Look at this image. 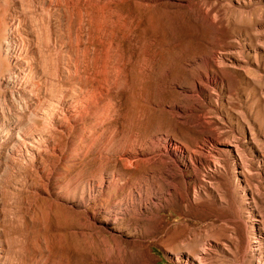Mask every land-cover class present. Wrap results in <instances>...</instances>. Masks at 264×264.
Here are the masks:
<instances>
[{"label": "rangeland", "instance_id": "374dc122", "mask_svg": "<svg viewBox=\"0 0 264 264\" xmlns=\"http://www.w3.org/2000/svg\"><path fill=\"white\" fill-rule=\"evenodd\" d=\"M45 1L0 0V264H264V0ZM76 84L92 107L31 162L2 123Z\"/></svg>", "mask_w": 264, "mask_h": 264}, {"label": "bare ground", "instance_id": "6f19581e", "mask_svg": "<svg viewBox=\"0 0 264 264\" xmlns=\"http://www.w3.org/2000/svg\"><path fill=\"white\" fill-rule=\"evenodd\" d=\"M40 1V0H39ZM54 1V0H53ZM56 1V0H55ZM58 1V0H57ZM64 1V0H63ZM62 1V2H63ZM95 1H97V0H95ZM100 1H102V0H100ZM66 2V1H65ZM68 3L70 2V0L69 1H67ZM72 2V1H71ZM85 2V1H84ZM93 2V1H92ZM99 2V1H98ZM110 2V1H109ZM124 2V1H123ZM55 3V2H54ZM53 3V4H54ZM111 3V2H110ZM109 3V4H110ZM118 3V2H117ZM116 3V4H117ZM120 3V2H119ZM125 3V2H124ZM52 2H50V1H45V2H43V5L44 6H47V8L48 7H51L52 5ZM63 4V3H62ZM72 4V3H71ZM92 4V3H91ZM95 4V3H94ZM109 4H108V6H109ZM42 5V4H41ZM77 5H78V3H77ZM96 5V4H95ZM98 5V4H97ZM120 5V4H119ZM67 6V5H66ZM71 6H73V5H71ZM71 6H70V8H71ZM76 6V5H75ZM74 6V7H75ZM79 6V5H78ZM93 6V5H92ZM100 6H102V5H100ZM122 6V5H121ZM120 6V7H121ZM42 7V6H41ZM62 7V6H61ZM85 7V6H84ZM91 7V6H90ZM97 7H99V6H97ZM113 7V6H112ZM119 7V8H120ZM43 8V7H42ZM45 8V7H44ZM43 8V9H44ZM57 8V7H56ZM63 8H65V7H63ZM73 8V7H72ZM93 8V7H92ZM95 8V7H94ZM100 8V7H99ZM105 8H106V6H105ZM104 8V9H105ZM43 9H41V10H43ZM67 9V8H66ZM65 9V10H66ZM80 9H81V5H80ZM101 9H103V6L101 7ZM122 9V8H121ZM46 10V9H45ZM50 10V9H49ZM64 10V9H63ZM77 10V9H76ZM75 10V11H76ZM84 10V9H83ZM90 10V9H89ZM99 10V9H98ZM56 11V10H55ZM62 11V10H61ZM100 11V10H99ZM105 11V10H104ZM42 12V11H41ZM47 12H48V10H47ZM82 11H80V13H81ZM88 12V11H87ZM97 12V11H96ZM102 12V11H101ZM106 12V11H105ZM121 12H122V10H121ZM42 13H44V12H42ZM49 13V12H48ZM55 13V12H54ZM57 13V12H56ZM78 13H79V11H78ZM98 13V12H97ZM62 14H63V12H62ZM61 14V15H62ZM86 14H89V13H86ZM96 14V13H95ZM104 14V13H103ZM122 14V13H121ZM51 15H53V14H51ZM60 15V16H61ZM81 15V14H80ZM46 16V15H45ZM48 16H50V15H48ZM85 16V15H84ZM87 16V15H86ZM95 16V15H94ZM98 16H99V14H98ZM106 16V15H105ZM121 16V15H120ZM65 17H67V16H65ZM73 17V16H72ZM92 17V16H91ZM115 17V16H114ZM94 18V17H93ZM96 18V17H95ZM99 18V17H98ZM101 18V17H100ZM100 18H99V20H100ZM122 18V17H121ZM125 18V17H124ZM80 19H81V17H80ZM83 19V18H82ZM119 19V18H118ZM74 20V19H73ZM79 20V19H78ZM90 20V19H89ZM110 20V19H109ZM115 20V19H114ZM67 21V20H66ZM82 21V20H81ZM94 21V20H93ZM92 21V22H93ZM120 21V20H119ZM129 21V20H128ZM91 22V21H90ZM91 22V23H92ZM97 22V21H96ZM115 22V21H114ZM122 22V21H121ZM133 22V21H132ZM76 23V22H75ZM74 23V24H75ZM80 23V22H79ZM84 23V22H83ZM82 23V24H83ZM90 23V24H91ZM98 23H100V21L98 22ZM103 23V22H102ZM77 24V23H76ZM75 24V25H76ZM85 24V23H84ZM89 24V23H88ZM87 24V25H88ZM109 24V23H108ZM127 24V23H126ZM115 25H116V22H115ZM118 25V24H117ZM130 25V24H129ZM68 26H70V25H68ZM103 25H101V27H102ZM126 26V25H125ZM101 27H100V30H101ZM128 27H130V26H128ZM74 28V27H73ZM78 28V27H77ZM127 28V27H126ZM126 28H125V30H126ZM50 29V28H49ZM82 29V28H81ZM122 29V28H121ZM129 29V28H128ZM65 30V29H64ZM69 30H70V28H69ZM131 30V29H130ZM92 31V30H91ZM114 31V30H113ZM117 31V30H116ZM131 31H133V30H131ZM66 32V31H65ZM72 32V31H71ZM77 32V31H76ZM82 32V31H81ZM96 32V31H95ZM53 33V32H52ZM52 33H50V36L52 37L53 35H51ZM78 33V32H77ZM114 33V32H113ZM63 34V33H62ZM65 34V33H64ZM68 34V33H67ZM66 34V35H67ZM73 34V33H72ZM111 34V33H110ZM121 34V33H120ZM125 35H126V32L124 33ZM46 35H48V34H46ZM57 35V34H56ZM58 35H60V34H58ZM98 35V34H97ZM107 35V34H106ZM118 35V34H117ZM128 35H129V33H128ZM82 36V35H81ZM112 36H114V34L112 35ZM123 36V35H122ZM130 36V35H129ZM48 37V36H47ZM51 37H48V39H50ZM73 37V36H72ZM76 37V36H75ZM96 37V36H95ZM99 37V36H98ZM56 38V37H55ZM60 38V37H59ZM67 38V37H66ZM80 38V37H79ZM84 38V37H83ZM117 38V37H116ZM127 38V37H126ZM68 39V38H67ZM71 39V38H70ZM74 39V38H73ZM72 39V40H73ZM76 39V38H75ZM74 39V40H75ZM93 39V38H92ZM96 39V38H95ZM122 39H123V37H122ZM132 39V38H131ZM130 39V40H131ZM61 40V39H60ZM73 40V41H74ZM112 40H114V37L112 38ZM111 40V42H113ZM129 40V41H130ZM7 41V40H6ZM68 41V40H67ZM66 41V42H67ZM70 41V40H69ZM68 41V42H69ZM94 41V40H93ZM122 41V40H121ZM59 42V41H58ZM67 42V43H68ZM76 42V41H75ZM75 42H74V44H75ZM89 42H91V41H89ZM88 42V43H89ZM6 43V49L7 50H9V49H11V47H10V45H9V43H8V41L7 42H5ZM45 43V42H44ZM64 43V42H63ZM70 43V42H69ZM81 43V42H80ZM117 43V42H116ZM120 43V42H119ZM122 43H124V41L122 42ZM48 44V43H47ZM66 44V43H65ZM112 44V43H111ZM46 45V44H45ZM56 45V44H55ZM61 45V44H60ZM94 45V44H93ZM102 45V44H101ZM101 45H98V46H101ZM109 45V44H108ZM114 45V44H113ZM44 46V45H43ZM54 46V45H53ZM67 46V45H66ZM84 46V45H83ZM97 46V45H96ZM110 46V45H109ZM116 46V45H115ZM124 46V45H123ZM56 47V46H55ZM79 47V46H78ZM89 47V46H88ZM94 47V46H93ZM92 47V48H93ZM107 47V46H106ZM117 47V46H116ZM48 48V47H47ZM74 48V47H73ZM80 48V47H79ZM51 49H53V48H51ZM64 49H67V48H64ZM64 49H62V51L64 50ZM77 49V48H76ZM97 49V47L96 48H94V50H96ZM106 49H108V48H105V51H106ZM115 49H117V48H115ZM48 50V49H47ZM72 51H74L73 49H71ZM79 50V49H78ZM93 50V49H92ZM100 50V49H99ZM111 50H112V47H111ZM53 51V50H52ZM87 51H88V49H87ZM87 51H85V53L87 52ZM90 51V50H89ZM109 51V50H108ZM122 51H125V50H122ZM141 51V50H140ZM11 52V51H10ZM50 52H51V50H50ZM56 52H57V49H56ZM67 52V51H66ZM91 52V51H90ZM113 52V51H112ZM70 53V52H69ZM81 53V52H80ZM88 53V52H87ZM96 53V52H95ZM95 53H94V55H95ZM98 53V52H97ZM100 53V52H99ZM118 53V52H117ZM117 53H116V55H117ZM124 53V52H123ZM53 54V53H52ZM77 54V53H76ZM82 54V53H81ZM111 54V53H110ZM113 54V53H112ZM138 54V53H137ZM56 55V54H55ZM65 56L67 55V54H64ZM63 55V57H57V59H55V63H53V71H54V73L56 74V76L59 78V80L58 81H62V80H64V79H72V78H75L76 76H75V74H76V67H75V65H76V62L75 61H73L70 57L69 58H65V56ZM99 55L100 54H98V57H99ZM107 55V54H106ZM119 55H120V53H119ZM77 56V55H76ZM101 56V55H100ZM113 56V55H112ZM122 56V55H121ZM80 57V56H79ZM83 57V56H82ZM92 57V56H91ZM97 56H96V58H98ZM110 57V56H109ZM129 57H130V55H129ZM145 57V56H144ZM104 58V57H103ZM117 58V57H116ZM53 58H51V60H52ZM80 59V58H79ZM82 59V58H81ZM108 59V58H107ZM106 59V60H107ZM112 59V58H111ZM50 60V59H49ZM86 60V59H85ZM93 60V59H92ZM116 60V59H115ZM118 60V59H117ZM116 60V61H117ZM126 60H129V59H126ZM131 60V59H130ZM54 61V60H53ZM119 61V60H118ZM124 60L122 59V62H123ZM74 62H75V64H74ZM81 62V61H80ZM83 62V61H82ZM101 62V61H100ZM108 62H109V60H108ZM113 62H115V61H113ZM121 62V63H122ZM52 63H51V65H52ZM93 63V62H92ZM110 63H112V62H110ZM109 63V64H110ZM118 63V62H117ZM120 63V64H121ZM126 63V62H125ZM105 64V63H104ZM103 64V65H104ZM108 64V63H107ZM141 64H142V62H141ZM47 65V64H46ZM48 65H50V64H48ZM50 65V66H51ZM85 65H87V64H85ZM114 65V64H113ZM132 65V64H131ZM83 66V65H82ZM115 66L117 67L118 65L115 63ZM115 66H113V67H115ZM120 66V65H119ZM126 66V65H125ZM86 67H88V66H86ZM90 67V66H89ZM96 67H98V65L96 66ZM110 67V66H109ZM45 68H46V66H45ZM44 68V69H45ZM92 68H93V64H92ZM107 68V67H106ZM105 68V69H106ZM122 68H123V65H122ZM121 68V69H122ZM137 68V67H136ZM83 69V68H82ZM84 69H86V68H84ZM95 69V68H94ZM108 69V68H107ZM118 70H120L119 68H117ZM126 69V68H125ZM49 70H51V69H49ZM92 70V69H91ZM98 70H100L99 68H98ZM114 70H115V68H114ZM128 70V69H127ZM127 70H124V71H127ZM130 70V69H129ZM133 70V69H132ZM48 71V70H47ZM81 71V70H80ZM86 71V70H85ZM106 71V70H105ZM108 71V70H107ZM95 72V71H94ZM96 72H97V70H96ZM101 72V71H100ZM100 72H99V74H100ZM114 72V71H113ZM118 72H120V71H118ZM118 72H116V73H118ZM130 72V71H129ZM136 72V71H135ZM46 73V72H45ZM98 73V72H97ZM101 73H103V72H101ZM106 72H104V74H105ZM115 73V74H116ZM124 73V72H123ZM123 73H122V75L121 76H123ZM39 74V71L38 70H34V69H32V70H30V69H19L18 70V72H16L15 74H13L12 75V77L11 78H9V81H8V83L10 84V85H13V87H17V88H20V87H22V86H25L26 84H27V79L29 78V77H32V76H36V75H38ZM47 74H50V73H47ZM52 74H53V72H52ZM52 74H51V76H52ZM89 74H90V72H89ZM95 74V73H94ZM110 74H112V73H110ZM131 74V73H130ZM54 75V74H53ZM83 75V74H82ZM87 75V74H86ZM117 75V74H116ZM118 75H119V73H118ZM125 75V74H124ZM45 76V75H44ZM84 76V75H83ZM90 76H91V74H90ZM98 76V75H97ZM101 76V75H100ZM55 77V76H54ZM53 77V78H54ZM87 77V76H86ZM93 77V76H92ZM96 77V76H95ZM106 77V76H105ZM112 77H113V75H112ZM117 77V76H116ZM128 77V76H127ZM126 77V78H127ZM40 78V77H39ZM46 78V77H45ZM50 78V77H49ZM83 78V77H82ZM88 78V77H87ZM86 78V79H87ZM94 78V77H93ZM92 78V79H93ZM97 78V77H96ZM118 78V77H117ZM51 79V78H50ZM49 79V80H50ZM62 79V80H61ZM79 79H80V77H79ZM95 79V78H94ZM100 79V78H99ZM107 79H108V77H107ZM124 79V78H123ZM44 80V79H43ZM53 79H51V81H52ZM57 80V79H56ZM65 80V81H66ZM85 80V79H84ZM88 80V79H87ZM110 80H112L111 78H110ZM118 80V79H117ZM41 81V80H40ZM46 81V80H45ZM58 81H56V82H58ZM68 81V80H67ZM99 81V80H98ZM113 81H114V79H113ZM123 81V80H122ZM42 82V81H41ZM46 82H48V81H46ZM53 82V81H52ZM55 82V81H54ZM54 82H53V84H54ZM59 82V84H61ZM73 82V81H72ZM76 82H78L77 80H76ZM94 82V81H93ZM101 82V81H100ZM106 83H107V81H105ZM124 82V81H123ZM127 82V81H126ZM64 83V82H63ZM90 83V82H89ZM65 84V83H64ZM101 84V83H100ZM103 84V83H102ZM39 85H40V83H39ZM66 85V84H65ZM70 85V84H69ZM77 85V84H76ZM75 85V87H73V89L71 88V87H69L70 89H72V90H70L69 88H67V89H69V90H65V89H60V88H58L57 87V89H56V92L54 93V94H52V95H49V97L47 98V99H44V100H40V102L39 103H37L32 109H30V112H29V116H30V118H31V120L30 119H28V121L26 122V123H24V124H28V126L27 127H23L22 126V123L21 122H19V121H16V122H5V123H2V124H10V126H9V130L11 131V135H10V137L9 138H11V140H13L14 141V145L16 146V151H18L19 153H22V155L25 157V158H27L28 160H30L31 162H33L36 158H37V156L40 154V153H42L43 151H55L56 149H58L59 148V146H58V143H57V138H56V136L58 135V134H61V133H67L68 134V132L70 133L73 129H74V127H75V125L76 124H81L82 122H81V120H82V117L83 116H85V115H87V112L85 111V109H84V106H86V105H89V107H92V101L90 102L89 100L91 99H89V94H91V92L90 93H88V90L87 89H85V87L83 88L82 86H80L79 84L76 86ZM86 85V84H85ZM92 85V84H91ZM108 85H109V83H108ZM43 86V85H42ZM52 85H51V83H50V87H51ZM56 86V85H55ZM58 86V85H57ZM61 86V85H60ZM73 86V85H72ZM103 86V85H102ZM102 86H99V87H101L102 88ZM113 86H114V84H113ZM117 86H119V85H117ZM39 87V86H38ZM54 87V86H53ZM52 87V88H53ZM92 87V86H91ZM35 88V87H34ZM87 88V87H86ZM97 88V87H96ZM105 88V87H104ZM107 88V87H106ZM45 89V88H44ZM55 89V88H54ZM93 89V88H92ZM108 89V88H107ZM119 90V89H118ZM36 91V90H35ZM40 91V90H39ZM120 91V90H119ZM99 92V91H98ZM97 93V92H96ZM110 93V92H109ZM37 94V93H36ZM93 94V93H92ZM95 95V94H94ZM102 95V94H101ZM109 96V95H108ZM40 97V96H39ZM45 97V96H44ZM91 97H94V96H91ZM96 97V96H95ZM113 97V96H112ZM106 98V97H105ZM108 98H111V97H108ZM112 99V98H111ZM110 99V100H111ZM97 100V99H96ZM24 102H26V101H24ZM103 102H105V101H103ZM112 102V101H111ZM36 103V102H35ZM113 104V103H112ZM109 105V104H108ZM27 106V105H26ZM114 106H116V105H114ZM25 107V106H24ZM30 107V106H29ZM106 107V106H105ZM26 108V107H25ZM97 108V107H96ZM100 108V107H99ZM29 109V108H28ZM116 109V108H115ZM27 110V109H26ZM110 110V109H109ZM104 113V112H103ZM28 114V113H27ZM115 115V114H114ZM116 117V116H115ZM35 118H37L38 120H42V124H43V126L42 127H39V128H36V127H34V125H36V124H34V120H35ZM98 118V117H97ZM114 118V117H113ZM106 119V118H105ZM107 121V120H106ZM86 122V121H85ZM90 122V121H89ZM104 123H105V121H103ZM100 123V122H99ZM34 124V125H33ZM98 124V123H97ZM8 127V126H7ZM6 127V128H7ZM83 127V126H82ZM76 128V127H75ZM90 128H92V126L90 127ZM93 130V129H92ZM91 130V131H92ZM85 131V130H84ZM91 134H92V132H90ZM7 137V136H6ZM5 137V135L3 134L2 136L0 135V139L1 138H6ZM88 138V137H87Z\"/></svg>", "mask_w": 264, "mask_h": 264}]
</instances>
